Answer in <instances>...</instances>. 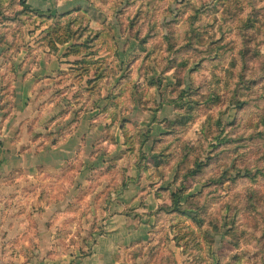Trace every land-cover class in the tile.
Segmentation results:
<instances>
[{"label": "rangeland", "instance_id": "obj_1", "mask_svg": "<svg viewBox=\"0 0 264 264\" xmlns=\"http://www.w3.org/2000/svg\"><path fill=\"white\" fill-rule=\"evenodd\" d=\"M31 1L0 0V65H71L56 125L93 127L87 161L44 172L43 251L87 254L132 164L167 210L129 264H264V0Z\"/></svg>", "mask_w": 264, "mask_h": 264}, {"label": "crops", "instance_id": "obj_2", "mask_svg": "<svg viewBox=\"0 0 264 264\" xmlns=\"http://www.w3.org/2000/svg\"><path fill=\"white\" fill-rule=\"evenodd\" d=\"M57 2L29 4L44 10ZM70 66L0 65V264H129L131 256L124 251L152 240L155 215L164 204L161 186L131 164L125 186L100 211L102 232L93 242L85 241L90 247L87 254L61 257L43 251V246L59 243L51 233L57 223H47L42 216L45 207L57 210L52 193L44 202V172L56 173L81 158L87 161L84 151L92 127L82 125L91 118L86 114L67 131L56 125L59 110L53 91L57 89L48 82ZM61 131L65 133L60 135ZM31 246L40 249L31 252Z\"/></svg>", "mask_w": 264, "mask_h": 264}, {"label": "trees", "instance_id": "obj_3", "mask_svg": "<svg viewBox=\"0 0 264 264\" xmlns=\"http://www.w3.org/2000/svg\"><path fill=\"white\" fill-rule=\"evenodd\" d=\"M178 201H179V199L177 198V199H176V202H178ZM161 209H162V210H163V209L167 210V207H163V208H161Z\"/></svg>", "mask_w": 264, "mask_h": 264}]
</instances>
